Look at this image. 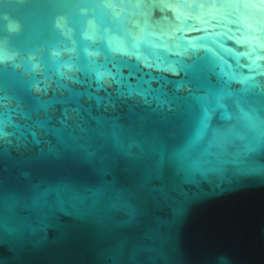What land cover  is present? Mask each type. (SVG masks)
Here are the masks:
<instances>
[{
  "label": "water",
  "instance_id": "water-1",
  "mask_svg": "<svg viewBox=\"0 0 264 264\" xmlns=\"http://www.w3.org/2000/svg\"><path fill=\"white\" fill-rule=\"evenodd\" d=\"M0 264H264V0H0Z\"/></svg>",
  "mask_w": 264,
  "mask_h": 264
}]
</instances>
